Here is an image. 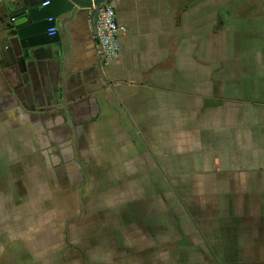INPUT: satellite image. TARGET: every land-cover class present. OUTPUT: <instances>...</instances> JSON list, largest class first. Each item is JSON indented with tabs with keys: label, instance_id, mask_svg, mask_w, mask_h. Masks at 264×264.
<instances>
[{
	"label": "crops",
	"instance_id": "obj_1",
	"mask_svg": "<svg viewBox=\"0 0 264 264\" xmlns=\"http://www.w3.org/2000/svg\"><path fill=\"white\" fill-rule=\"evenodd\" d=\"M110 1L126 29L118 58L100 62L95 18L78 8L46 35L57 55L37 53L27 92L16 46L0 36V144L13 133V147L32 151L39 175L69 196L77 175L82 190L96 188L105 181L98 166L121 165L128 197L137 188L149 220L132 221L133 238L151 235L149 215L162 212L152 205L172 196L188 208L209 261L264 264V0ZM61 87L64 101L46 107ZM20 100L35 110L32 123ZM61 108L67 119L50 118L46 131L41 115ZM52 141L50 151L69 141L65 167L44 150Z\"/></svg>",
	"mask_w": 264,
	"mask_h": 264
},
{
	"label": "rangeland",
	"instance_id": "obj_2",
	"mask_svg": "<svg viewBox=\"0 0 264 264\" xmlns=\"http://www.w3.org/2000/svg\"><path fill=\"white\" fill-rule=\"evenodd\" d=\"M11 136L0 144V255L8 257L7 264H233L207 259L208 247L194 238L188 208L181 210L172 196L166 207L159 200L152 205L162 212L149 215L157 227L149 230L151 235L145 241L133 238L127 232L132 221L149 220L137 188L138 194L128 197L131 183L119 174L125 167L98 166L105 181L96 188L87 182L82 190L85 182L77 175L68 184L73 188L69 196L67 187L39 175L36 155L13 147L17 140ZM45 169L39 167L42 173ZM137 169L142 174L144 168Z\"/></svg>",
	"mask_w": 264,
	"mask_h": 264
},
{
	"label": "water",
	"instance_id": "obj_3",
	"mask_svg": "<svg viewBox=\"0 0 264 264\" xmlns=\"http://www.w3.org/2000/svg\"><path fill=\"white\" fill-rule=\"evenodd\" d=\"M45 2L48 3L44 4ZM105 3L113 6L110 0H0V36L4 42L11 40L16 46L11 57L18 67L22 82L19 90L24 89L27 92L32 86L30 66L36 64L32 60L37 57L38 52L48 49L54 57L57 55L52 50L53 42L47 36L48 39L44 38L49 28L57 27L59 20L75 15L78 8H89L90 15L96 17L98 9ZM57 44L58 54L63 55L62 43ZM56 99L57 103L63 100L62 87ZM20 102L25 105L24 102L27 101Z\"/></svg>",
	"mask_w": 264,
	"mask_h": 264
},
{
	"label": "built area",
	"instance_id": "obj_4",
	"mask_svg": "<svg viewBox=\"0 0 264 264\" xmlns=\"http://www.w3.org/2000/svg\"><path fill=\"white\" fill-rule=\"evenodd\" d=\"M45 2L44 4H47ZM94 22V34L97 40V53L101 63H109L118 58L121 52L119 37L125 32V27L117 20V13L108 3L98 9ZM50 34L57 32V27L49 28Z\"/></svg>",
	"mask_w": 264,
	"mask_h": 264
},
{
	"label": "flooded vegetation",
	"instance_id": "obj_5",
	"mask_svg": "<svg viewBox=\"0 0 264 264\" xmlns=\"http://www.w3.org/2000/svg\"><path fill=\"white\" fill-rule=\"evenodd\" d=\"M57 100V99H56ZM56 100L54 99V101H53V103H52V101L51 100H47L46 98H45V105H46V107H54V105L57 103L56 102ZM24 101H26V100H24ZM63 101H64V99H63ZM60 103V102H59ZM24 104H25V106L26 107H28V105L27 104H30V103H28V101L27 102H24ZM58 104V103H57ZM37 105V102H35V101H33L32 102V109H33V107L34 106H36ZM34 110V109H33ZM63 111H64V108H61L60 110H57V111H53V110H50V111H46V113L45 114H42L41 115V118L40 119H43V122H44V124H46V126H47V124L49 123V120H50V118L51 119H55L56 117H58V116H61L62 115V113H63ZM26 115L28 116L27 117V119L32 123L35 119H37V118H35V117H37V114H35V110L34 111H32V110H29L28 112H26ZM63 116V115H62ZM62 116H61V119H63L64 121H65V119H67V118H62ZM47 120H48V122H47ZM37 121V120H36ZM48 128H46V131H49V126H47ZM54 136V135H53ZM53 136L52 137H50V141H51V139L52 140H54L53 139ZM49 141V142H50ZM65 142V141H64ZM64 142H62V143H64ZM61 143V144H62ZM65 143H69V141L68 142H65ZM52 144H54V146L57 144V142L56 143H53V141H52V143H50V144H48V146L49 147H47V148H45L44 150H46V151H50V148H53L54 146H52ZM70 145V144H69ZM63 148H66V145L64 146V147H61V148H59V150H58V152L56 153L55 151H56V149L55 150H52V151H50V152H48V156L49 157H52V159L53 158H55V159H57V162H58V166L57 167H65V165H66V163H68L69 162V160H71L69 157H68V150H66V152H64V153H62V149ZM78 154V156L77 157H74L72 160L77 164V165H79V163H80V154H79V152L77 153ZM42 157L45 159L46 157L45 156H43L42 155ZM43 161H45V160H43ZM79 162V163H78ZM56 167V168H57Z\"/></svg>",
	"mask_w": 264,
	"mask_h": 264
}]
</instances>
